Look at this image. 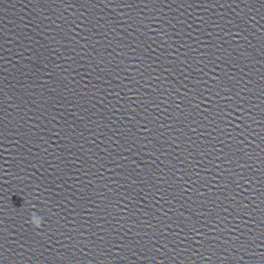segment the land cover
<instances>
[{
  "label": "clouds",
  "instance_id": "9594fccd",
  "mask_svg": "<svg viewBox=\"0 0 264 264\" xmlns=\"http://www.w3.org/2000/svg\"><path fill=\"white\" fill-rule=\"evenodd\" d=\"M36 217H39V216H36V215H33L31 220H30V223L36 227V228H40L42 226V223H43V220L41 217H39V219H37Z\"/></svg>",
  "mask_w": 264,
  "mask_h": 264
}]
</instances>
